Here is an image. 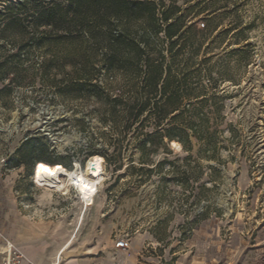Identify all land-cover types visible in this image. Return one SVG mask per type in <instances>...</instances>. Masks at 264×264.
I'll use <instances>...</instances> for the list:
<instances>
[{
	"label": "rangeland",
	"instance_id": "1",
	"mask_svg": "<svg viewBox=\"0 0 264 264\" xmlns=\"http://www.w3.org/2000/svg\"><path fill=\"white\" fill-rule=\"evenodd\" d=\"M206 5L191 19L203 29L214 11L220 37L210 44L206 36L196 58L216 64L198 76L214 149L194 139L189 152L165 149L155 139L141 165L137 143L153 117L127 127L138 84L118 59L107 67L104 30L74 16L67 0H0V191L10 199L9 229L23 221L56 249L73 239L60 264H264V0ZM49 136L72 142L57 148ZM95 154L105 178L86 211L71 185L57 192L35 178L44 164L85 172ZM120 238L126 249L115 248Z\"/></svg>",
	"mask_w": 264,
	"mask_h": 264
},
{
	"label": "trees",
	"instance_id": "2",
	"mask_svg": "<svg viewBox=\"0 0 264 264\" xmlns=\"http://www.w3.org/2000/svg\"><path fill=\"white\" fill-rule=\"evenodd\" d=\"M179 1L67 0L74 16L104 30L110 39L107 67L114 66L113 60L118 59L117 69L133 84H138L139 94L126 111L127 127L142 124L145 113L153 117L150 132L137 143L141 165L148 164L146 146L154 144L155 139L164 147L167 143H177L187 152L193 148L192 139L204 143L206 150L214 149L215 130H210L208 113L204 112L206 88L198 76L201 67L210 75L216 64L207 67L209 59L196 62V58L208 44L204 45L206 36H210V44L218 42L220 37L213 35L214 11L204 17L203 29H198L191 17L204 12L203 4L210 8L216 0H200L191 7H183ZM112 25L120 27L118 32L112 33ZM232 52L242 54L243 48ZM122 53L131 64H124L119 57ZM213 84L217 85L215 81Z\"/></svg>",
	"mask_w": 264,
	"mask_h": 264
},
{
	"label": "bare ground",
	"instance_id": "3",
	"mask_svg": "<svg viewBox=\"0 0 264 264\" xmlns=\"http://www.w3.org/2000/svg\"><path fill=\"white\" fill-rule=\"evenodd\" d=\"M34 126L41 127V125L37 123L29 125V127ZM73 140H77V137H74ZM52 142L56 144L57 148H62L66 144L72 142V140L67 139L66 142H56L52 139ZM173 146L180 149L176 143H173ZM102 162L103 158L100 155L95 154L90 156L85 164V172L80 170L77 164L75 166L76 168H72L71 170L66 169L61 164H44L36 169L35 178L57 191L65 189L67 185H71L76 189L82 207H84V204L86 205V211L88 206L93 204V198L98 192V186L105 178ZM91 167H93V169H91ZM72 240L73 239L70 240L69 238L64 245L58 249L56 255L58 262L60 261L62 252L71 245Z\"/></svg>",
	"mask_w": 264,
	"mask_h": 264
},
{
	"label": "crops",
	"instance_id": "4",
	"mask_svg": "<svg viewBox=\"0 0 264 264\" xmlns=\"http://www.w3.org/2000/svg\"><path fill=\"white\" fill-rule=\"evenodd\" d=\"M8 199L9 197L7 196V191L5 190V192H3L1 190L0 191V264H4L6 257L9 255L8 253L9 247L8 245H6V242L8 241H11L13 243L12 246L23 254V258L19 261V264H60L61 262L60 261L58 262L56 255L58 249L62 247L64 244L60 246L58 249H56V246L42 245L40 243V232L35 229L32 230L26 229L23 221H21L20 224H17L16 229L8 228L7 222L5 220L9 218V213L7 212L6 206L3 207V203L6 202L8 203ZM116 249L119 250V248Z\"/></svg>",
	"mask_w": 264,
	"mask_h": 264
},
{
	"label": "built area",
	"instance_id": "5",
	"mask_svg": "<svg viewBox=\"0 0 264 264\" xmlns=\"http://www.w3.org/2000/svg\"><path fill=\"white\" fill-rule=\"evenodd\" d=\"M74 164H75V162L73 163V165ZM74 168H75V166H74ZM35 185H37V184H35ZM37 186L41 187L39 185H37ZM78 197L79 196L76 193V198L81 203V200ZM93 200H94V198H93ZM85 206L86 205L84 204V207ZM6 245H9L8 242H6ZM115 247L119 248V249H126L128 247V241L125 238H120V239L115 241ZM8 249H9L8 250L9 255L6 257L4 264H19V261L23 258V254L20 251H18L17 249H15L11 244L9 245Z\"/></svg>",
	"mask_w": 264,
	"mask_h": 264
},
{
	"label": "water",
	"instance_id": "6",
	"mask_svg": "<svg viewBox=\"0 0 264 264\" xmlns=\"http://www.w3.org/2000/svg\"><path fill=\"white\" fill-rule=\"evenodd\" d=\"M49 140H50V142L52 141V139H51V137L49 136ZM91 169H93V167H91Z\"/></svg>",
	"mask_w": 264,
	"mask_h": 264
}]
</instances>
